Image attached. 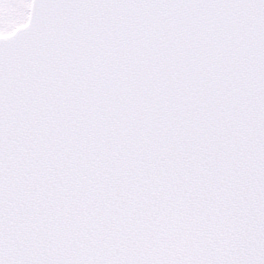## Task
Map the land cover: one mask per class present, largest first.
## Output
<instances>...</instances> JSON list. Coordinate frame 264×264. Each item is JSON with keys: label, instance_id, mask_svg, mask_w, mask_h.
Masks as SVG:
<instances>
[{"label": "snow or ice", "instance_id": "obj_1", "mask_svg": "<svg viewBox=\"0 0 264 264\" xmlns=\"http://www.w3.org/2000/svg\"><path fill=\"white\" fill-rule=\"evenodd\" d=\"M0 264H264V0H0Z\"/></svg>", "mask_w": 264, "mask_h": 264}]
</instances>
